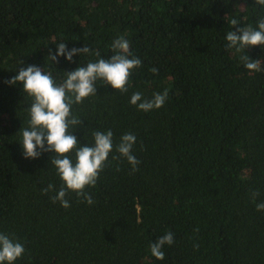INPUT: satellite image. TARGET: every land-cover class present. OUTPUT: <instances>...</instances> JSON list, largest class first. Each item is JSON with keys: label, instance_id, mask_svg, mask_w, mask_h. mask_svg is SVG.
Listing matches in <instances>:
<instances>
[{"label": "trees", "instance_id": "trees-1", "mask_svg": "<svg viewBox=\"0 0 264 264\" xmlns=\"http://www.w3.org/2000/svg\"><path fill=\"white\" fill-rule=\"evenodd\" d=\"M260 16L254 0H0V231L25 247L16 264H264V49L237 53L224 39ZM122 35L142 63L127 91L98 80L73 104L81 144L110 129L113 150L85 188L93 203L67 191L65 208L52 200L63 185L54 154L22 156L32 98L6 81L30 63L62 81L77 63L53 64L49 49L86 45L83 65L114 55ZM244 54L261 70L249 74ZM165 90L158 109L129 103ZM125 133L137 137L136 170L116 151ZM169 231L157 259L150 244Z\"/></svg>", "mask_w": 264, "mask_h": 264}, {"label": "clouds", "instance_id": "clouds-1", "mask_svg": "<svg viewBox=\"0 0 264 264\" xmlns=\"http://www.w3.org/2000/svg\"><path fill=\"white\" fill-rule=\"evenodd\" d=\"M254 3L264 9V0H254ZM229 23L237 26L238 21L233 18ZM224 39L227 47L237 53L242 50L245 52L251 46L264 49V16L258 17L255 27L249 25L226 32ZM111 48L114 55L89 60L82 65L74 58L90 53V49L86 45L69 48L67 43L60 42L55 45V51L49 49L46 53L48 60L57 64L59 58L63 57L69 63H77L74 69L64 70L62 81H58L50 70L35 63L20 67L6 81L11 86L19 83L23 92L32 98L28 109V126L19 131L22 156L25 159H38L45 153L54 154L50 156V163L63 185L52 200L59 201L65 208L69 207V201L65 199L67 191L82 195L88 204L93 203L85 188L96 184L99 173L113 150V132L110 129L94 130L92 142L81 144L71 130L82 123L72 111L73 104L81 103L85 98L94 95L98 80L112 89L127 91L131 72L142 63L131 54L130 41L123 35L112 41ZM240 61L249 70V74L261 70L259 60L249 59V55H241ZM167 96V90L155 93L150 99L144 98L140 92H133L129 103L148 112L162 107ZM136 140L135 134L125 133L115 146L116 151L126 158L133 170L139 164L132 152ZM52 187L49 184L48 188ZM256 208L264 211V202L257 203ZM173 243L174 234L166 232L150 244L151 254L162 259V248ZM24 253L25 247L19 240L0 231V264H16Z\"/></svg>", "mask_w": 264, "mask_h": 264}]
</instances>
